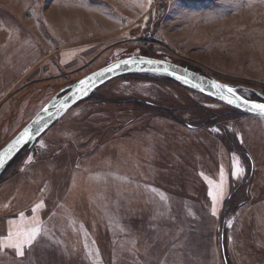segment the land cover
<instances>
[{"label": "rangeland", "instance_id": "374dc122", "mask_svg": "<svg viewBox=\"0 0 264 264\" xmlns=\"http://www.w3.org/2000/svg\"><path fill=\"white\" fill-rule=\"evenodd\" d=\"M130 54L259 99L264 0H0V147ZM236 110L153 72L94 88L1 172L0 264H264V116ZM34 226L23 255L7 246Z\"/></svg>", "mask_w": 264, "mask_h": 264}, {"label": "water", "instance_id": "95a60500", "mask_svg": "<svg viewBox=\"0 0 264 264\" xmlns=\"http://www.w3.org/2000/svg\"><path fill=\"white\" fill-rule=\"evenodd\" d=\"M149 60L155 61L156 63L149 64L146 62ZM125 61L129 62L125 63ZM136 72H153L168 76L198 92L218 99L241 112L262 116L257 112L251 111L250 105H244L242 103L229 104L227 100L223 99L221 96V92L227 95L226 91L214 87L216 83L221 85L228 84L205 72L196 71L186 65L173 62L166 58H159L146 54H130L111 60L88 71L73 82L63 86L48 98L32 117L0 147V174L7 163L23 146L33 144V142L65 111L78 101L87 97L94 88L114 77ZM82 81L84 82L83 84H81ZM238 87L239 86H234V88ZM253 91L257 94L259 99H249L236 94L247 101L264 103V94L257 90ZM26 132L27 135H25ZM17 140L21 142L16 143Z\"/></svg>", "mask_w": 264, "mask_h": 264}, {"label": "snow or ice", "instance_id": "6c2138e0", "mask_svg": "<svg viewBox=\"0 0 264 264\" xmlns=\"http://www.w3.org/2000/svg\"><path fill=\"white\" fill-rule=\"evenodd\" d=\"M129 61H125V63H128ZM144 62V61H142ZM149 64H154L156 63L155 61H146ZM110 70V69H109ZM102 75V73H101ZM84 82L82 81L81 84H83ZM214 87H216L217 89H223L226 91L227 95L224 92H221V96L223 99H226L227 102L229 104L232 103H242L244 105H250V110L253 112H257L258 114L264 116V103H256V102H251V101H247L245 100L243 97H240L236 94V90L228 85H221V84H214ZM25 135H27V132L25 133ZM20 140H17L16 143H20ZM243 169L239 168L238 164L236 165V170L233 173V175H239L240 173H242ZM221 175L223 176V173H221ZM211 183V182H210ZM219 191L222 192V184L221 185H216L215 186ZM209 195L212 197L213 202L215 203L217 200V194L213 191H209ZM42 203L36 205V207L33 209V211H36V209L42 207ZM212 214L215 215L216 214V209L215 207H213L212 209ZM21 217L23 218V214H21ZM40 227L39 226H34L30 229H26L23 231H18L15 233L10 232L7 240H8V247H13L16 248L17 250H19V254L23 255V246L25 244H31L33 242V240L36 239L37 235L40 232Z\"/></svg>", "mask_w": 264, "mask_h": 264}, {"label": "trees", "instance_id": "16d2710c", "mask_svg": "<svg viewBox=\"0 0 264 264\" xmlns=\"http://www.w3.org/2000/svg\"><path fill=\"white\" fill-rule=\"evenodd\" d=\"M190 68H192V67H190ZM192 69H194V68H192ZM194 70H197V69H194ZM197 71H200V70H197ZM200 72H202V71H200ZM236 112L239 114L241 113V112H238L237 110H236Z\"/></svg>", "mask_w": 264, "mask_h": 264}]
</instances>
